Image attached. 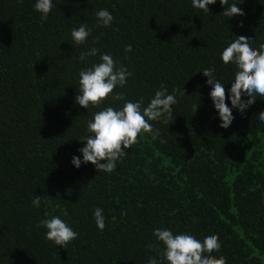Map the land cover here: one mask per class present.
<instances>
[{
	"label": "trees",
	"instance_id": "16d2710c",
	"mask_svg": "<svg viewBox=\"0 0 264 264\" xmlns=\"http://www.w3.org/2000/svg\"><path fill=\"white\" fill-rule=\"evenodd\" d=\"M32 3L0 0V264H146L157 254L148 247L154 228L213 232L221 247L210 254L225 264H264V124L256 118L264 96L244 115L234 108L221 128L200 72L212 67L231 82L234 66L221 61L222 47L241 33L257 48L264 43V0H244V14L232 19L219 14V0L210 13L191 0H54L47 20ZM101 8L113 16L110 27L97 25ZM81 22L92 32L77 45L70 32ZM89 47L97 56L79 61ZM99 53L131 72L113 92L146 105L163 84L177 100L172 119L150 121L160 137L138 134L107 174L70 163L92 114L123 104L74 103L78 72ZM33 194L43 197L39 208ZM94 207L103 209V230ZM52 215L78 233L64 248L35 227Z\"/></svg>",
	"mask_w": 264,
	"mask_h": 264
},
{
	"label": "clouds",
	"instance_id": "9594fccd",
	"mask_svg": "<svg viewBox=\"0 0 264 264\" xmlns=\"http://www.w3.org/2000/svg\"><path fill=\"white\" fill-rule=\"evenodd\" d=\"M17 2L23 3V0ZM216 2L217 0H191V7L210 13L209 6ZM243 2L244 0H219L222 6L219 14L228 19L242 16L244 10L238 5ZM54 6V0H33L32 3L33 10L39 13L41 20H47ZM95 15L98 26H111L113 16L107 9L101 8ZM91 32L92 28L81 22L71 30L70 35L74 43L83 45ZM234 37L225 41L220 52L221 61L225 65L234 66L230 83H226L223 77H218L212 67L200 70L201 75L207 78L204 83L210 86L207 95L221 128H227L232 123L235 118L234 108L244 115L258 97L264 96V43L257 48L247 33ZM123 52H132V45L125 44ZM97 53L96 47H89L79 53L78 60L86 61L88 57L97 56ZM130 76L131 72L114 60L111 53H99L98 62H93L90 67L78 72L79 93L74 96L76 105L86 110L90 105L97 107L103 104L106 97L113 101H123V104L115 108L105 106L92 114L91 119L86 122L87 134L80 140L84 142L83 146L77 149L80 155L71 156L70 163L73 167L79 169L82 164L91 163L97 172L111 173L118 161L126 155V150L136 143L138 134L146 133L151 141L160 137V130L153 128L150 121L166 122L173 118L172 106L177 103L176 89L169 92L162 84L146 105L143 104V98L132 101L125 99L122 92H113L114 88L125 86ZM226 85H230L227 88V102ZM183 93L185 94L184 90ZM256 118L264 124V109L259 110ZM160 142L164 141L161 139ZM42 201L43 197L33 194L31 205L39 208ZM63 215L67 216V212H63ZM92 216L96 227L103 230V209L94 207ZM35 227L45 229V239L63 248L78 235L67 220L58 215L40 219ZM152 235L155 242L148 247H155L157 254L149 256L146 264H225L222 255L216 257L210 254L219 251L221 247L213 232L200 237L191 231L173 232L168 228H154Z\"/></svg>",
	"mask_w": 264,
	"mask_h": 264
}]
</instances>
